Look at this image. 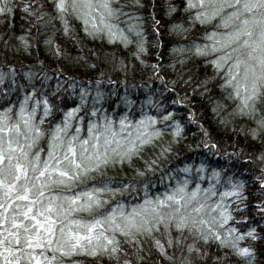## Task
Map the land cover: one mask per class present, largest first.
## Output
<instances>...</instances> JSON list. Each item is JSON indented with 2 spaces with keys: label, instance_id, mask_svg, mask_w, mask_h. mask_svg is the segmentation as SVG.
<instances>
[{
  "label": "trees",
  "instance_id": "16d2710c",
  "mask_svg": "<svg viewBox=\"0 0 264 264\" xmlns=\"http://www.w3.org/2000/svg\"><path fill=\"white\" fill-rule=\"evenodd\" d=\"M12 11L0 13V109L19 105L26 93H33V100H40L36 122L45 130L33 148L47 151L49 129L57 122L62 123L64 111L80 104V89L88 90L75 121L83 116L80 137L88 135V119L98 120L91 115L92 107L100 114L111 116L119 128V118L127 115L133 121L141 115L151 114L162 117L164 112H172L168 120H158L155 127H162L161 134L153 142L142 146L139 155H133L131 162L125 159L109 161L101 165L99 172L88 177L93 180L108 179L109 187H129L112 197L110 203H123L126 207L140 203L147 191L155 197L170 191L178 180L186 175L191 183L196 182V165L203 163L205 175L199 178L202 188L208 186V176L212 169L221 170L222 177H234L244 182V210H239L232 197V204L225 207L237 209L229 221L238 233H246L254 228L255 237L245 236L236 241L240 246H249L253 254L243 256L230 243L210 239L205 241L196 234V229L183 232L171 229L172 244L161 225L155 236L164 244L167 256L156 248L151 236L140 235L142 250L136 242H130L117 232L120 247V262L125 259L132 264H264V212L259 211L257 201L264 200V187L257 176L264 173V84L261 91L241 110L238 98L224 84V77L213 67L210 56L197 54L195 45L205 41L203 35L215 28L204 27L195 19L187 0H120L112 1L114 8H121V14L111 18L129 36L128 43L121 39H109L102 35H89L74 14L65 12L63 19L55 7L54 0H10ZM27 2L30 10H25ZM135 11H130L129 8ZM126 10V11H124ZM154 18V19H153ZM154 20L159 23L154 27ZM136 24L142 33H135L128 25ZM177 26V27H174ZM135 28V27H134ZM22 37V39H21ZM58 39V51L53 45ZM143 40L144 51L138 49ZM27 41V44H25ZM183 46V47H181ZM154 65H159L157 70ZM58 68V70H57ZM160 75L158 76L157 73ZM97 81L99 83L97 84ZM75 85L69 87V85ZM223 85V86H222ZM33 88L36 89L33 92ZM97 91L100 97H96ZM48 97L54 105L52 113L40 122L43 98ZM151 101V102H149ZM157 105H162L158 108ZM172 120H179L182 132L174 135ZM194 120V122L192 121ZM69 129L71 134L72 129ZM255 131V135H253ZM127 135V132L121 133ZM163 146L169 151L161 152ZM155 158L151 169L145 168V160ZM186 164L192 165L190 173H185ZM141 171H137V169ZM215 185L217 181L212 180ZM224 185V180L219 181ZM222 190L221 187L217 191ZM105 207L110 211L108 204ZM91 218L88 213H80ZM246 216V220H241ZM179 237V242L176 241ZM194 245L191 251L188 244ZM199 249V252L196 250ZM39 255L44 252L51 256V249H34ZM144 257L136 259V253ZM65 264H117L106 251L95 256L74 252L69 256L57 252ZM187 258V259H186ZM26 264V263H24Z\"/></svg>",
  "mask_w": 264,
  "mask_h": 264
},
{
  "label": "snow or ice",
  "instance_id": "6c2138e0",
  "mask_svg": "<svg viewBox=\"0 0 264 264\" xmlns=\"http://www.w3.org/2000/svg\"><path fill=\"white\" fill-rule=\"evenodd\" d=\"M68 2L55 0V7L62 19L68 10ZM70 2L72 9L83 20L86 32L90 31L88 25H91L92 32L101 30L103 26L109 39H121L128 43L129 36L124 29L106 19V16L113 17L120 13L125 5L114 8L110 0H98L99 7H95L94 0ZM134 2L139 3V0ZM188 6L199 9L194 18L201 23L217 18V26L225 29L206 33L211 41L210 47L196 44L195 51L197 54L218 52L211 60L212 65L217 70L227 67L224 84L234 86V95L241 102V110L247 108L249 101L261 91L258 84H264V0H188ZM23 8L30 10V5L25 2ZM94 8L99 13V21L93 15ZM129 10L135 11L131 7ZM11 11L9 0H0V13ZM158 23L154 20L153 26ZM128 28L142 33V29L134 28L132 23ZM138 49L145 50L143 40L138 43ZM154 67L159 70V65ZM3 75L0 73V77ZM80 93L81 103L68 107L62 123L57 122L54 128L48 130L47 153L43 156L42 150L33 152L37 141L45 134L35 119L41 101L33 100L29 106L33 93H26L15 114L11 105L0 109V264H24L25 261L27 264H65L56 255L57 252L64 256L74 252L95 256L102 251H106L119 264L120 253H128L120 247L115 235L117 232L130 237V242H136L140 250L143 245L137 234H147L152 237L159 252L167 256L164 244L155 236L161 225L169 244L173 242V227L180 232L196 229V234L205 241L215 239L221 244L230 243L240 255L253 254L251 247H242L236 241L245 236L255 237V229L238 233L236 227L229 223L237 209L225 207V204L231 205L233 202L226 198L232 197L239 210L246 208L243 203L244 182L231 176L222 177L221 170L213 168L208 176V186L202 188L199 178L206 174L203 163L196 165L198 171L194 186L190 187L191 181L186 175L170 191L155 197L146 191L140 203L128 208L123 203L109 204L112 197L129 185L112 188L108 179L89 183L88 177L93 172H99L100 166L110 160L119 158L120 161L127 159L131 162L132 156L142 151V146L152 143L153 138L161 134L162 127H168L166 124L155 127L157 121L171 119L173 113L165 111L162 117L144 114L134 121L122 114L117 129L114 127L117 122L111 116L100 114L93 106L91 115L99 119H88V135L81 138L80 121L84 117H79L75 124L74 118L80 112L88 90L81 88ZM100 95L97 91L96 97ZM42 103L40 122L54 108L46 96ZM172 123L175 126L172 128L173 134H181L183 125L180 121L172 120ZM259 123L264 125V118ZM73 125L76 130L69 134ZM124 132L127 135H121ZM5 133L8 134L7 140ZM169 150V146H163L161 152ZM260 159L264 160V153ZM156 162L155 158L145 160V168L151 169ZM192 167L186 164L183 171L190 173ZM137 171L141 170L138 168ZM213 179L217 184L212 183ZM257 179L264 187V173L259 174ZM221 180H224V185L219 184ZM218 187L222 190L217 191ZM256 203L259 211L264 212V200ZM106 204L110 206V211ZM80 213H88L91 218H84ZM240 219L246 220L247 217L241 216ZM175 239L177 242L180 240L179 237ZM193 247L192 243L188 244L189 251ZM37 248L51 249L52 255H45L44 252L37 255L33 251ZM196 250L199 252V249ZM135 255L137 260L144 259L139 251ZM73 264L80 262L74 261ZM123 264L132 262L125 259Z\"/></svg>",
  "mask_w": 264,
  "mask_h": 264
},
{
  "label": "rangeland",
  "instance_id": "374dc122",
  "mask_svg": "<svg viewBox=\"0 0 264 264\" xmlns=\"http://www.w3.org/2000/svg\"><path fill=\"white\" fill-rule=\"evenodd\" d=\"M10 1V0H9ZM55 1V0H54ZM112 1H116V2H120V0H110V3H112ZM94 4H95V7H99L100 5H99V3H98V0H94ZM187 4H188V0H187ZM112 5V4H111ZM113 7V6H112ZM189 7V6H188ZM117 8V7H116ZM189 8H191L192 9V11H193V15L195 16V13L199 10L197 7H189ZM123 10V9H122ZM58 11V10H57ZM124 11H126V10H124ZM67 13H69V14H74V16L78 19V20H80V22H81V24H82V28H83V31H85L84 29H85V25H84V23H83V20L77 15V13H76V11H74L73 9H72V7H71V2H70V0H69V2H68V10L66 11ZM58 13L60 14V12L58 11ZM119 14H121V12L119 13ZM93 15H95L96 17H97V21H99V13L98 12H96L95 11V8L93 9ZM111 18L112 17H107L106 16V19H110L111 20ZM216 20H217V18H213V21H211V22H205V23H202V24H204V27H210V26H213L214 25V27L215 28H218V29H214V30H217V31H224L225 29H223L222 27H218L217 26V22H216ZM134 25V27H137V25L136 24H133ZM88 27H89V29H90V31H88V32H86V33H88L89 35H96V36H100V35H102V36H104V37H107L108 38V34H107V31L103 28V26H101V30H99V31H96V32H92L91 31V25H88ZM213 31V30H212ZM210 32V30H208L206 33H209ZM135 33H137V32H135ZM206 33L203 35V38L205 39V41H200L198 44H200V45H208L209 47H210V45H211V41H210V39L206 36ZM59 40L56 38V39H54V41H53V45H54V47H55V49H56V53H58L59 54V51H58V45H59V42H58ZM202 55H205V56H210L211 57V60L216 56V55H218V52H205V53H201ZM211 62V61H210ZM214 67V66H213ZM57 70H58V68H57ZM217 70V69H216ZM218 72H221L222 73V76L224 77V81H225V79H227V75H226V73H227V67H225V68H223V69H220V70H217ZM157 73V72H156ZM157 75L159 76L160 75V73L158 72L157 73ZM263 86V84H258V87L259 86ZM227 87H229L231 90H232V93H233V95H234V91H233V88H234V86L233 85H226ZM241 94H243V90H241ZM234 97H236L235 95H234ZM31 106V105H30ZM19 107V105L17 106V107H15L14 109H13V114H15V110L17 109ZM35 119H37V116H36V118ZM193 122H194V120H192ZM76 129H75V127L72 129V131H75ZM80 134H81V132H80ZM4 137H5V140H7V137H8V134L7 133H5L4 134ZM46 153H47V151H45V153H42V156L43 155H46ZM131 205H129L128 207H130ZM6 207H7V205H6ZM128 207H126V208H128ZM0 227H2V225H0ZM42 259V258H41ZM24 263H26L27 264V261H25Z\"/></svg>",
  "mask_w": 264,
  "mask_h": 264
}]
</instances>
